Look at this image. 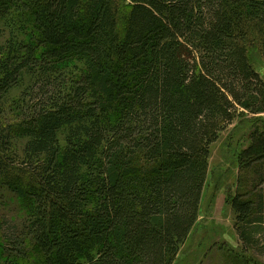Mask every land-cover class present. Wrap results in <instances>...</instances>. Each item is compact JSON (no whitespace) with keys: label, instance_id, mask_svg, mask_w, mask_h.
I'll use <instances>...</instances> for the list:
<instances>
[{"label":"trees","instance_id":"trees-1","mask_svg":"<svg viewBox=\"0 0 264 264\" xmlns=\"http://www.w3.org/2000/svg\"><path fill=\"white\" fill-rule=\"evenodd\" d=\"M253 51L264 0H0V194L28 214L23 235L0 226V264H176L213 144L264 116ZM238 162L254 247L264 189L240 188L264 174V131Z\"/></svg>","mask_w":264,"mask_h":264},{"label":"rangeland","instance_id":"rangeland-1","mask_svg":"<svg viewBox=\"0 0 264 264\" xmlns=\"http://www.w3.org/2000/svg\"><path fill=\"white\" fill-rule=\"evenodd\" d=\"M124 13L122 8L121 15ZM252 59L264 78V61L254 51ZM18 95L14 93L13 96ZM256 130L264 131V116L238 117L213 144L199 220L181 249L176 264H250L248 260L264 264V210L258 215L262 218V226L255 235L254 247H246L234 228L235 215L231 208L239 178L243 176L239 155L249 146L251 135ZM263 177L262 173H250V183L240 191H249L256 200L264 189ZM27 215L26 203L8 189H3L0 194V226L3 225L2 233L6 238L14 234L23 235Z\"/></svg>","mask_w":264,"mask_h":264}]
</instances>
